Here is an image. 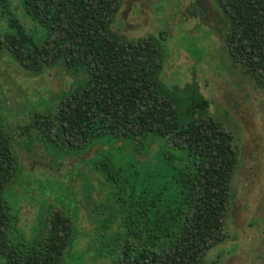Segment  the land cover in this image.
<instances>
[{
  "label": "trees",
  "instance_id": "trees-1",
  "mask_svg": "<svg viewBox=\"0 0 264 264\" xmlns=\"http://www.w3.org/2000/svg\"><path fill=\"white\" fill-rule=\"evenodd\" d=\"M214 1L227 24L226 51L264 89V0ZM19 2L44 30L43 42L33 41L10 0H0V19L10 31L0 38V55L7 51L29 72L62 63L87 74L84 87L60 101L52 120L42 114L32 120L40 141L84 150L111 139L141 155L137 169L135 163L120 166L104 149L92 157L104 185L129 189L114 206L94 208L104 251L97 257L115 256L114 264H204L226 237L239 157L234 133L208 116L209 102L195 81L168 88L160 80L156 38L125 39L111 30L121 0ZM16 169L12 139L0 126V264H89V252L76 249L84 237L76 202L53 199L60 206L47 210L46 229L34 228L27 237L22 201L5 194ZM39 183L41 199L49 202L51 183ZM112 227L119 234L114 241L107 237Z\"/></svg>",
  "mask_w": 264,
  "mask_h": 264
},
{
  "label": "rangeland",
  "instance_id": "rangeland-1",
  "mask_svg": "<svg viewBox=\"0 0 264 264\" xmlns=\"http://www.w3.org/2000/svg\"><path fill=\"white\" fill-rule=\"evenodd\" d=\"M10 2L27 33L41 44L44 30L25 16L19 0ZM226 28L223 13L214 0H121L111 25V30L125 39L156 38L162 65L160 80L168 88H183L195 81L209 102L208 116L235 135L239 157L225 219L226 237L207 253L204 264H262L264 89L258 88L226 51ZM9 33L0 19V38ZM86 81V73L66 70L62 63L42 68L39 73L26 71L7 51L2 52L0 126L12 139L17 160L15 176L5 194L7 200L22 201L20 223L28 238L34 228L37 233L46 229L48 209L59 207L60 201L76 202L84 236L76 249L89 252V264H114L115 256L97 257L104 251L97 238L101 233L95 232L94 208L114 206L115 199H125L129 189L104 185L103 176L93 170L92 157L104 149L120 166L135 163L137 169L141 155H136L129 144L111 139L104 140V146L68 150L55 142L40 141L37 131L31 128L38 114L52 120L60 101L83 88ZM26 131L28 134H24ZM39 181L42 186L52 185L51 198L46 197L51 199L49 202L41 199ZM62 183L73 195L61 190ZM56 198L60 201L55 202ZM105 214L104 218L108 213ZM118 236L112 227L107 237L114 241Z\"/></svg>",
  "mask_w": 264,
  "mask_h": 264
}]
</instances>
